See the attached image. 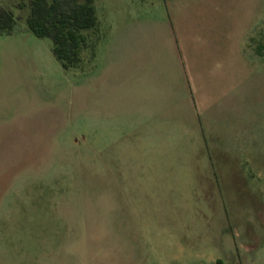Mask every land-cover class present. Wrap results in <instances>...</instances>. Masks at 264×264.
<instances>
[{"label":"rangeland","instance_id":"1","mask_svg":"<svg viewBox=\"0 0 264 264\" xmlns=\"http://www.w3.org/2000/svg\"><path fill=\"white\" fill-rule=\"evenodd\" d=\"M64 69L0 0V264H264V0H95Z\"/></svg>","mask_w":264,"mask_h":264},{"label":"trees","instance_id":"2","mask_svg":"<svg viewBox=\"0 0 264 264\" xmlns=\"http://www.w3.org/2000/svg\"><path fill=\"white\" fill-rule=\"evenodd\" d=\"M15 25L14 14L0 8V33L12 32ZM27 26L52 40V52L66 70L80 67L84 49L91 47L96 54L88 33L99 30L95 0H30Z\"/></svg>","mask_w":264,"mask_h":264}]
</instances>
